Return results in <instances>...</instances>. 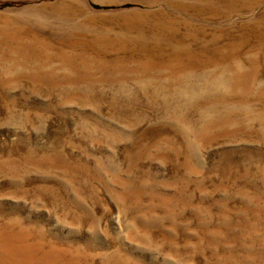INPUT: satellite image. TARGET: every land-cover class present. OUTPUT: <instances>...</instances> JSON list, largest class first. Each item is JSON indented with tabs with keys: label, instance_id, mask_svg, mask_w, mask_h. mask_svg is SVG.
Masks as SVG:
<instances>
[{
	"label": "rangeland",
	"instance_id": "374dc122",
	"mask_svg": "<svg viewBox=\"0 0 264 264\" xmlns=\"http://www.w3.org/2000/svg\"><path fill=\"white\" fill-rule=\"evenodd\" d=\"M0 264H264V0H0Z\"/></svg>",
	"mask_w": 264,
	"mask_h": 264
}]
</instances>
